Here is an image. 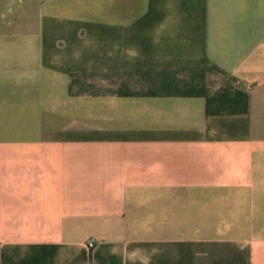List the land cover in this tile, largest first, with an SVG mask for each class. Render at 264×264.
<instances>
[{
  "label": "crops",
  "instance_id": "0c3cea01",
  "mask_svg": "<svg viewBox=\"0 0 264 264\" xmlns=\"http://www.w3.org/2000/svg\"><path fill=\"white\" fill-rule=\"evenodd\" d=\"M0 264H264V0H0Z\"/></svg>",
  "mask_w": 264,
  "mask_h": 264
},
{
  "label": "rangeland",
  "instance_id": "374dc122",
  "mask_svg": "<svg viewBox=\"0 0 264 264\" xmlns=\"http://www.w3.org/2000/svg\"><path fill=\"white\" fill-rule=\"evenodd\" d=\"M38 31V29H37V22H36V32ZM17 41H21V39H16ZM36 46L37 45H40L41 44V42H42V39H40V38H36Z\"/></svg>",
  "mask_w": 264,
  "mask_h": 264
},
{
  "label": "built area",
  "instance_id": "2783aa9c",
  "mask_svg": "<svg viewBox=\"0 0 264 264\" xmlns=\"http://www.w3.org/2000/svg\"><path fill=\"white\" fill-rule=\"evenodd\" d=\"M90 246H92V245H90Z\"/></svg>",
  "mask_w": 264,
  "mask_h": 264
}]
</instances>
